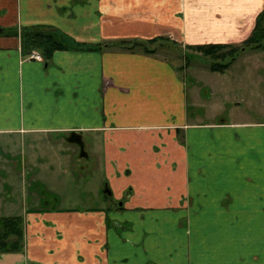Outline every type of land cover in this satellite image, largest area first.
<instances>
[{"label":"crops","instance_id":"1","mask_svg":"<svg viewBox=\"0 0 264 264\" xmlns=\"http://www.w3.org/2000/svg\"><path fill=\"white\" fill-rule=\"evenodd\" d=\"M263 5L0 0V27L52 26L103 45L161 37L188 50L241 45ZM31 52L0 35V139L63 135L57 145L81 146L70 164L97 154L104 197L88 207L38 201L18 215L23 250L0 264H264V122L214 118L223 108L201 102L195 76L188 84L166 56L105 46L45 62Z\"/></svg>","mask_w":264,"mask_h":264},{"label":"rangeland","instance_id":"2","mask_svg":"<svg viewBox=\"0 0 264 264\" xmlns=\"http://www.w3.org/2000/svg\"><path fill=\"white\" fill-rule=\"evenodd\" d=\"M150 47L156 54L173 61L188 84H192L191 77L195 76V85L201 84V102L215 111L217 107L223 108L214 118L264 122V49L238 50L225 69L212 71L210 67L214 60L193 49L183 50L158 43ZM227 60L229 58L219 63ZM211 102L217 104L213 106ZM204 110L209 112L208 107ZM190 111L197 113V108L190 106ZM62 136L58 133L26 134L10 145L0 139V166L3 168L0 174V216L35 210L38 201L39 206L64 208L88 207L95 202L100 205L104 189L96 193L102 180L97 154L70 164V156H79L81 146L75 142L57 145ZM84 138L87 141L88 135ZM10 165L12 171L9 172Z\"/></svg>","mask_w":264,"mask_h":264},{"label":"trees","instance_id":"3","mask_svg":"<svg viewBox=\"0 0 264 264\" xmlns=\"http://www.w3.org/2000/svg\"><path fill=\"white\" fill-rule=\"evenodd\" d=\"M0 35L15 36L20 39L21 50L29 53L32 50L39 52L45 62L49 61L51 55L56 50L62 49H86L101 50L105 46H117L121 49L134 51L141 50L144 53H155L150 45L158 43L159 45H171L179 47L176 42L167 38L156 37L146 41H118L113 45H103L101 43H80L73 40L70 36L52 26L36 25L27 27H0ZM193 49L203 55L209 56L214 63L210 69L212 71H222L235 58L238 50H261L264 49V5L259 13L256 24L250 36L241 45L229 44H208L191 46ZM229 56V57H227ZM225 58L229 60L219 63ZM24 221L21 216L10 215L0 216V254L21 252L24 248Z\"/></svg>","mask_w":264,"mask_h":264},{"label":"built area","instance_id":"4","mask_svg":"<svg viewBox=\"0 0 264 264\" xmlns=\"http://www.w3.org/2000/svg\"><path fill=\"white\" fill-rule=\"evenodd\" d=\"M29 58H34V59H37L39 61L43 60L42 56L37 51L31 52L29 55Z\"/></svg>","mask_w":264,"mask_h":264}]
</instances>
